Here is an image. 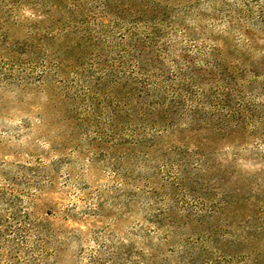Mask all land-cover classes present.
<instances>
[{
	"label": "rangeland",
	"instance_id": "rangeland-1",
	"mask_svg": "<svg viewBox=\"0 0 264 264\" xmlns=\"http://www.w3.org/2000/svg\"><path fill=\"white\" fill-rule=\"evenodd\" d=\"M186 45L249 110L139 94ZM0 264H264V0H0Z\"/></svg>",
	"mask_w": 264,
	"mask_h": 264
},
{
	"label": "trees",
	"instance_id": "trees-1",
	"mask_svg": "<svg viewBox=\"0 0 264 264\" xmlns=\"http://www.w3.org/2000/svg\"><path fill=\"white\" fill-rule=\"evenodd\" d=\"M152 21L153 20L150 21L148 19L142 21V28L140 27V30L143 31V34H148L149 36H155V34H157L155 31L156 29H159L162 24L151 26ZM175 27L176 24L173 23V25H170V30H173V28L176 29ZM193 42V40L189 39L190 45L193 44ZM177 46H179L178 43ZM184 51L185 53H183V55L185 56L184 61H186V64L182 67L176 59L173 61L175 66V68L173 66V70L176 69V71L173 75L174 79L170 84L160 82L161 79L160 81L158 80L159 75L163 77V72L161 73L159 68L154 67L150 69L144 65L143 60L138 61L137 73L140 74L142 82L135 84V87H137L139 94H142L144 97H157L158 104L155 109L158 113H160V111H165V108H168L169 111H174V108H180L182 111H187L190 106L193 107L194 100L199 99L200 97H203V99L206 98L205 96L207 93H210L215 100V104L213 105L214 111L227 112L230 118L240 117V115L244 114L246 110H249L247 103L239 105L230 103L229 99H232L233 97H235V99L244 97V95H246L245 88L238 86L236 82L233 84L232 81H229L226 78V70L224 68L221 69L218 63L214 61L213 56L216 49L208 52L197 50L196 53L198 57L191 56V51L187 45L185 46ZM201 72H208L206 73L208 76H213L216 72L219 74L222 73V75L219 79L215 78L216 80H209L206 84H203L200 75ZM230 79H232L231 76ZM196 94L199 97L196 98ZM198 103L199 102L196 103L195 107L199 106ZM176 114L178 113H174V115ZM164 115H167V117L169 116L168 114ZM237 125L238 124H236V126Z\"/></svg>",
	"mask_w": 264,
	"mask_h": 264
}]
</instances>
